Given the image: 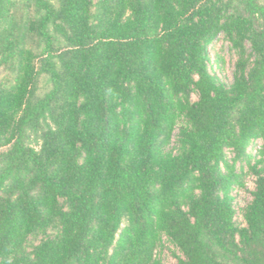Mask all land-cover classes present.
Returning a JSON list of instances; mask_svg holds the SVG:
<instances>
[{
  "label": "trees",
  "instance_id": "1",
  "mask_svg": "<svg viewBox=\"0 0 264 264\" xmlns=\"http://www.w3.org/2000/svg\"><path fill=\"white\" fill-rule=\"evenodd\" d=\"M0 264H264V0H0Z\"/></svg>",
  "mask_w": 264,
  "mask_h": 264
}]
</instances>
